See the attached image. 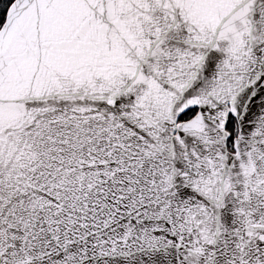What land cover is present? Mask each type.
<instances>
[{
    "label": "snow or ice",
    "instance_id": "6c2138e0",
    "mask_svg": "<svg viewBox=\"0 0 264 264\" xmlns=\"http://www.w3.org/2000/svg\"><path fill=\"white\" fill-rule=\"evenodd\" d=\"M0 264H264V0H0Z\"/></svg>",
    "mask_w": 264,
    "mask_h": 264
}]
</instances>
